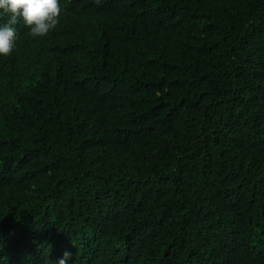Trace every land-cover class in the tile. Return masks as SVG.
Returning a JSON list of instances; mask_svg holds the SVG:
<instances>
[{
    "label": "trees",
    "instance_id": "obj_1",
    "mask_svg": "<svg viewBox=\"0 0 264 264\" xmlns=\"http://www.w3.org/2000/svg\"><path fill=\"white\" fill-rule=\"evenodd\" d=\"M59 2L0 56V264H264V0Z\"/></svg>",
    "mask_w": 264,
    "mask_h": 264
},
{
    "label": "clouds",
    "instance_id": "obj_2",
    "mask_svg": "<svg viewBox=\"0 0 264 264\" xmlns=\"http://www.w3.org/2000/svg\"><path fill=\"white\" fill-rule=\"evenodd\" d=\"M0 10L9 15L8 22L0 25V56H9L15 49L14 25L19 20L28 28V35L44 37L57 27L62 12L59 0H0ZM72 259L73 254L65 250L55 264H68Z\"/></svg>",
    "mask_w": 264,
    "mask_h": 264
}]
</instances>
